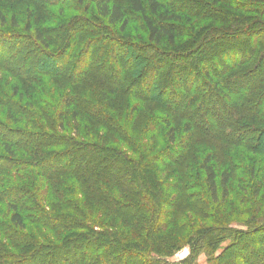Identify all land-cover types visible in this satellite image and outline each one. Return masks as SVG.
Returning <instances> with one entry per match:
<instances>
[{
  "label": "trees",
  "instance_id": "16d2710c",
  "mask_svg": "<svg viewBox=\"0 0 264 264\" xmlns=\"http://www.w3.org/2000/svg\"><path fill=\"white\" fill-rule=\"evenodd\" d=\"M130 24L145 41L123 39ZM263 60L264 0H0V264H50L52 235L71 247L60 264H264V218L222 214L231 154L264 153ZM246 173L264 194V164Z\"/></svg>",
  "mask_w": 264,
  "mask_h": 264
},
{
  "label": "rangeland",
  "instance_id": "374dc122",
  "mask_svg": "<svg viewBox=\"0 0 264 264\" xmlns=\"http://www.w3.org/2000/svg\"><path fill=\"white\" fill-rule=\"evenodd\" d=\"M177 2L181 3V0H177ZM9 5V6H8ZM8 5H4V8H9L12 5L11 2L8 3ZM14 9H16L15 7H12ZM49 11H53L56 13V8L54 7H48ZM4 12L8 15L10 13V9H4ZM72 13V15H76L77 12H70ZM75 13V14H73ZM37 15V14H35ZM87 16H91V13H87L85 14ZM19 22H23V17L21 16L20 21ZM43 25H48V26H55L56 23L53 21H49V20H44L42 22ZM133 24H130V26L128 27L126 34L124 35V40H131L132 42H137V43H142L143 41H145V37H144V33L142 31V29L138 28V30L135 28V26ZM54 31V29H53ZM58 33L57 31L54 32V35L57 36ZM59 36V35H58ZM241 38V37H240ZM239 38V39H240ZM20 41V40H19ZM250 42H252L251 38L248 39V44H251ZM250 46V45H249ZM26 49H30V59L32 60V62H34L35 60H38L39 57L37 55V53L35 52V49L32 45H27ZM196 52H194L193 57L195 58ZM100 55V53H99ZM211 59H213V56L210 54ZM196 59V58H195ZM26 59L22 56L19 57L18 62L19 63H24ZM22 61V62H21ZM183 62H181L182 64ZM259 64V63H258ZM264 64V60L263 63ZM262 72V66H259V73L260 74ZM196 75V74H195ZM6 76V74H5ZM199 76V75H197ZM15 79L11 78V83H14ZM229 81V80H228ZM16 82V81H15ZM11 86V84H10ZM25 100L23 99L22 103H24ZM1 117V116H0ZM42 121V119H40ZM19 122H22L19 120ZM19 122L16 124L18 125ZM21 126V125H19ZM126 128L128 130L133 129V132H130L132 134V136L135 139V143L140 146L141 144L144 143H150L152 142L153 144H156V150L159 148L158 152L160 153L161 151H163L164 149V138L162 137L161 133L158 134L157 136H155V133L152 132V136L150 134H146L144 136H138L137 131L135 130V126H126ZM32 130H34L33 128H31ZM150 133V132H149ZM145 134V133H144ZM143 135V134H142ZM103 136V135H102ZM126 139V138H125ZM234 139V138H233ZM178 142V139L176 140ZM176 142V143H177ZM116 143V147L117 148H121L123 151H125L127 154L131 155V149L129 148V143L126 140H120V141H115ZM199 146V145H198ZM163 149V150H162ZM155 150V151H156ZM184 150V149H182ZM195 150V148L193 149ZM262 150V149H261ZM261 150H250L248 148H244V147H238L237 151L234 152V154L231 156V165H233L232 167V172H233V177L234 180L231 181L230 186L232 189H234V195L230 196L228 198V206H233V207H228L227 209H224L222 214L223 217H225L226 221H230L231 225L233 227L239 228V229H244V225L247 224L248 221H255V219H257L258 217L264 218V194H260L259 196H256L253 198V196L249 195L248 191L244 188H248L249 184H248V176L246 171H248L251 167V163L255 162L256 166H262L264 163V153ZM192 151V149H191ZM157 152V153H158ZM187 155L189 157H191L192 153L189 154L188 151L186 150ZM263 153V154H262ZM134 157V156H133ZM237 157V159H235ZM191 161H187V163L192 164L193 166L191 167V169H186V173L189 174V176H191V179H187V183L189 184H194L196 182L200 183V180L202 181L201 176L198 174L196 168L197 165H195L194 163H191ZM174 169H176L174 167ZM196 171V172H195ZM255 173H260V172H255ZM263 174V173H260ZM258 174V179L263 177L262 175ZM167 174H164V176ZM176 175V174H174ZM243 196L247 197L249 200H245L247 202V205H250V212L254 214V216L252 218L249 217L248 214V209H246V207H244L242 202V199L244 198ZM245 199V198H244ZM243 199V200H244ZM229 203H233L232 205H230ZM199 205V204H198ZM200 207L202 208V206L200 205ZM59 209L57 211H55V214L58 213ZM249 212V213H250ZM195 217V215L193 216V218ZM209 224V221L206 220L204 222H202V224L200 225H205V224ZM194 226H197V223H194ZM32 227V226H31ZM34 230V228H32ZM36 230L35 233L38 235L40 232L43 233L44 229L42 227H35ZM58 236H54L52 235L49 239H52L51 241H55L53 243H55L56 247H45V249L40 250L37 252V257L39 259L46 258L49 259L50 264H60L61 259H63L62 257L66 256V257H70L73 258L71 255V247L69 242H65V239H60L57 238ZM1 239V237H0ZM79 239V238H78ZM76 241H79L76 239ZM75 241V242H76ZM229 242V240H225L223 241L221 244H219V248L215 251V254H218L222 248H224V246L227 245V243ZM43 245H45V241L41 242ZM51 243V242H49ZM190 252V248L189 246L185 245L183 246L181 249H179L178 251H176L172 256L168 257L166 260L169 262H179L183 259H185V257L189 254ZM208 258L206 256V254L204 252H201L200 254H198V256L196 257L195 261L193 264H207ZM40 262H43V260H41Z\"/></svg>",
  "mask_w": 264,
  "mask_h": 264
}]
</instances>
